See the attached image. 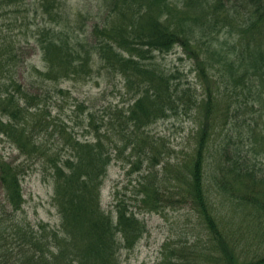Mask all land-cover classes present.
<instances>
[{"label": "trees", "instance_id": "16d2710c", "mask_svg": "<svg viewBox=\"0 0 264 264\" xmlns=\"http://www.w3.org/2000/svg\"><path fill=\"white\" fill-rule=\"evenodd\" d=\"M11 2L16 0H0L4 5ZM99 2L102 21L93 23L83 40L68 35L67 29L57 32L52 2L41 0L39 13L29 7L31 18L41 19L29 35L33 49L43 55L44 76L53 80L86 77L99 60L101 68L134 91L133 101L112 110L107 132L88 113L93 134L88 138L62 134L55 156L53 151L46 153L42 139L50 113H44L40 98L20 84L17 89L25 102L7 87L0 88V133L11 138L19 154L41 156L53 164L46 169L59 216L57 224L36 226L17 216L24 202L23 168L0 160L2 203L10 209L6 224L0 227H5L0 240L9 236V245L13 243L17 250L15 254L13 249L2 250L0 264H121V250L133 248L146 226L125 203L116 204L115 212L101 205L102 184L114 157L110 148H129L136 166L144 157L155 168L164 152L150 136V125L178 109L192 115L196 129L185 168L178 169L171 182L177 194H184V200L192 204L206 230L205 252L194 249L189 261L264 264V0ZM240 10L245 12L242 18ZM226 26L240 46L238 51H223L208 39ZM178 46L191 62L200 95L190 85L175 82V75L157 63L156 53ZM50 53L53 57L48 58ZM9 83L17 82L10 79ZM4 84L0 73V86ZM65 128L57 122L60 133ZM179 167L176 162L175 168ZM151 170L139 181L138 190L141 205L156 209L165 199L161 186L167 189L166 178ZM213 193L220 197L218 205L211 198ZM169 245L165 242V249ZM170 253L176 260L185 259L182 249L173 248Z\"/></svg>", "mask_w": 264, "mask_h": 264}, {"label": "rangeland", "instance_id": "374dc122", "mask_svg": "<svg viewBox=\"0 0 264 264\" xmlns=\"http://www.w3.org/2000/svg\"><path fill=\"white\" fill-rule=\"evenodd\" d=\"M48 2L53 3L52 20L57 21V32L59 28L64 31L67 29L68 35L78 36L79 40H83L91 25L102 21L104 16L102 9L98 10L99 0H48ZM40 5L41 0H16L15 3L6 5L0 3V73L3 74L5 81L0 88L7 87L9 92L25 102L24 95L22 96V92L17 89V85L20 84L21 89L40 98L44 113H50L47 116L49 127L42 139L47 146L46 153L50 150L54 155L64 139L62 134L71 133L79 138H88L93 134V126L87 119L88 113L94 114L95 122L102 130L106 132L107 129L110 130L108 120L114 118L112 110L126 107L133 101L134 91H129L119 76L107 73L101 68L99 60L93 64L90 75L86 77L57 80L46 78L43 74L45 65L42 61L43 55L41 52H35L29 37L31 31L37 25H41L40 17L31 18L29 7L39 9ZM39 12L41 9L37 11ZM244 15L245 12L240 10L239 16L242 18ZM227 28L221 27V32H216V35L213 34V37L209 36L208 39H212L211 44L218 45L223 51H238L240 46L225 31ZM20 32L26 33L30 40L27 41ZM47 57L51 58L53 54L50 53ZM156 60L164 70L175 75V82L190 85L194 88L193 92L200 95L202 90L196 82L194 71L191 70V62L179 46L170 52L156 53ZM10 79L17 83L11 85ZM189 114L178 109L176 113H171L170 116L150 125V136L159 148L163 147L164 152L160 157L162 158L160 164L155 168H152L150 160L144 157L136 166L133 163L135 156L129 148L117 151L113 145L110 148L114 157L107 167L102 184L101 205L107 211L115 212L116 204L125 203L146 226L145 232L133 248L121 250V264H195L189 261V257L195 256L194 249H199V253L205 252L203 243L206 240V230L202 220L192 204L184 200V194H177L171 182L177 170L185 168L182 165L193 151L196 126L192 121V115ZM57 122H62L66 126L62 133H60L62 129L57 130ZM53 123H56V129L52 128ZM245 126L243 125L241 130ZM221 136L222 134L218 136L216 145ZM233 140L237 141V138ZM247 154L251 156L250 152ZM33 156L28 158L19 154L11 138L0 133V160L20 163L24 172L21 176L24 202L17 216L34 226L39 222L57 224L59 216L53 203V181L46 169L51 168L53 164L42 161L41 156ZM167 161L168 165L165 167ZM176 162L181 167L175 168ZM150 169L156 172L159 178H166L163 184L167 189L161 186L165 199H162L156 209L144 208L141 205V194L138 190L139 181ZM210 183L208 181L206 185ZM2 198L0 190V227L6 224L5 215L10 212L6 205L3 206ZM211 198L217 205L219 204L220 197L216 193H213ZM3 229L5 227L0 228ZM9 233L10 230L7 231V234ZM8 238L9 236L7 240H0L2 242L0 252L2 250L5 252L6 249L11 252L13 249L11 253L15 254L16 247L13 243L9 245ZM165 242L170 244L166 249ZM193 244L195 247L191 249ZM173 248L182 249L184 253L181 254L185 259L176 260L170 253ZM250 249L254 252L253 246ZM202 264H206V261Z\"/></svg>", "mask_w": 264, "mask_h": 264}]
</instances>
